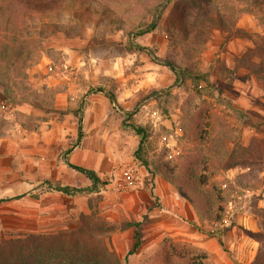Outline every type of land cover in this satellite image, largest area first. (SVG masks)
<instances>
[{
	"label": "rangeland",
	"instance_id": "rangeland-1",
	"mask_svg": "<svg viewBox=\"0 0 264 264\" xmlns=\"http://www.w3.org/2000/svg\"><path fill=\"white\" fill-rule=\"evenodd\" d=\"M44 1L45 12L23 3L17 16L28 27L31 59L28 77L16 81L27 89L9 96L0 89V264L20 254L67 264H264V237L244 232H264V82L241 65L264 34V16L242 13V37L208 29L200 76L182 83L159 60L183 59L174 42L184 15L178 0ZM156 14L158 26L139 34ZM131 37L148 49L131 51ZM38 64L60 81L46 92L31 79L42 73ZM26 103L37 112L14 108ZM80 116L85 135L75 146ZM132 123L147 126L140 155L151 173L135 156L141 136ZM15 134L21 147L11 159ZM67 161L96 170L106 184L72 195L52 189L92 185ZM190 168L213 198L221 193L222 223L203 219L181 190Z\"/></svg>",
	"mask_w": 264,
	"mask_h": 264
},
{
	"label": "trees",
	"instance_id": "trees-1",
	"mask_svg": "<svg viewBox=\"0 0 264 264\" xmlns=\"http://www.w3.org/2000/svg\"><path fill=\"white\" fill-rule=\"evenodd\" d=\"M178 2L183 4L184 9L182 14L184 15L179 20L181 22L179 26L182 27V33L176 35L174 42L177 52L181 51L183 59L178 61L175 58L166 57L159 60H162L164 65L170 67L177 74V80H180L182 83H186L190 78L200 76L196 75L198 73L196 63L199 62V55L205 48L208 29L216 27L228 33V36L242 37L248 35V32L237 24L242 13L250 11L257 12L264 16V0H242V4L238 8L236 5L229 3L228 0H225V2L223 0H178ZM23 3L28 4L27 10H30V12H45L47 6L44 0H0V89H3L7 96L13 94L14 87L25 86L27 89L28 86L25 80L16 81L17 77H28V74L25 71L23 72V69L26 66V62L31 59L30 51L25 50L26 48L24 47L25 42L28 41V27H26L25 21L17 20ZM35 3L37 4L32 5ZM187 10L188 12L190 11V14L188 18H185ZM154 18L155 19L148 23L144 29L139 31V34L150 32L158 26L159 15L156 14ZM186 22H189V24ZM258 36L260 37L259 41L255 43L248 56L242 57L241 65L255 74L260 81L264 82V34ZM131 43V51L148 49V47L137 43L134 37H131ZM178 43H182V46L179 47ZM103 91L111 103L114 105L117 104V99L113 92ZM26 98L27 97L24 96L25 100H27ZM132 114H134L133 111H129L128 117L132 116ZM129 126L141 136L135 156L151 173L149 162L140 155V151L145 145L148 135L147 126L137 125L135 123ZM84 135L83 117L80 116L78 137L75 146L80 145ZM67 163L91 180L92 185L89 187L50 185L52 189L72 195L86 190L95 191L101 185L106 184L102 181L96 170L74 164L70 161H67ZM232 166H236V164H229L228 168ZM204 182V179L197 176L195 170L190 168L187 174L182 177L179 186L203 219L220 224L223 222L227 212V205H221V203L216 205L217 201L221 199V193H216V198H213L209 190L202 187V183ZM22 195L23 194H19L17 197H21ZM2 200L4 199H0V201ZM130 224L131 223L127 226H130ZM136 226H139V222L136 223ZM195 227L201 230L197 225H195ZM244 232L258 238L264 237V232L260 230L251 231L244 228ZM212 235L217 237L220 246L225 249L223 230L216 229V231H213ZM138 246L139 241L136 243V248ZM43 255V257L42 255H40L41 257L34 255V257L36 256L37 258L35 257L33 261H28L25 258V254H20L17 255L16 259H7L3 264H67L61 262L56 255V259H54L52 255ZM126 264L129 263L127 262Z\"/></svg>",
	"mask_w": 264,
	"mask_h": 264
},
{
	"label": "crops",
	"instance_id": "crops-1",
	"mask_svg": "<svg viewBox=\"0 0 264 264\" xmlns=\"http://www.w3.org/2000/svg\"><path fill=\"white\" fill-rule=\"evenodd\" d=\"M35 67L38 70H40L42 68V73H40L41 75H32V78H31L33 80V82H34V86L38 89L39 92H46L47 91L46 87H52V86H56L57 84H59V82H60L59 80L54 79L52 76L45 75V72L46 73L48 72V70L46 69L47 65L38 64ZM45 69H46V71H45ZM57 94L59 96H62L61 97L62 99L66 98L67 96L69 97V92L63 90L62 88H61V90L57 91ZM56 104H57L56 108H63L62 106H65V104H67V100H65V101L62 100V101H60V102H58ZM26 107L28 108L29 113H31V112L36 113L37 112L36 107L34 105H32L31 103L30 104L26 103L24 105H19V106H16L14 108L15 109H21V110H24V108H25V110H26ZM21 126H22V124L20 123V127ZM41 128L43 129L44 132H49V133L53 130V128L51 130H47V129L43 128V126ZM19 131L22 132V133H26V130L23 131V130L20 129ZM60 131H61V129H60V127H58L56 129V132H60ZM33 133L37 134V132H33ZM19 136H20L19 134H15V135H13V137H11L8 140L9 143L7 144L8 149H7L6 153L10 155L11 159H13L14 155H16L17 153L19 154V148L21 147L20 146L21 140H19ZM31 174H34V171ZM28 186H29L28 187L29 189H32V188L35 187V185H33V184L32 185L30 184ZM20 194H23V193H20ZM250 221L253 222L251 219H250ZM246 222H249V221L245 220V223Z\"/></svg>",
	"mask_w": 264,
	"mask_h": 264
}]
</instances>
